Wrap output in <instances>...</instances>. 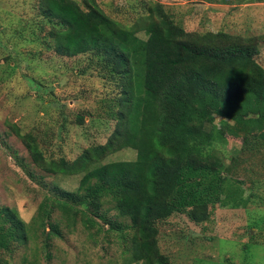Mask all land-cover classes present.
<instances>
[{
	"label": "trees",
	"instance_id": "trees-1",
	"mask_svg": "<svg viewBox=\"0 0 264 264\" xmlns=\"http://www.w3.org/2000/svg\"><path fill=\"white\" fill-rule=\"evenodd\" d=\"M40 3L39 32L49 28L43 45L68 58L96 60L105 80L119 89L111 114L116 123L105 144L74 160L47 155L38 139L12 130L32 167L80 179L75 190L57 186L44 196L29 226L14 209H0V250L12 252L11 244L41 239L46 251L51 238L63 237L62 225L70 232L81 223L94 228L93 234L113 233L129 264H169L157 248L158 223L182 213L200 224L216 204L246 206L240 188L227 184L231 170L212 152L217 142H226L214 119L222 118L230 135L242 138L241 150L264 147L259 50L220 29L188 31L161 4L151 6L141 37L108 18L93 0H84V8L77 0ZM126 148L136 151L135 160L103 162Z\"/></svg>",
	"mask_w": 264,
	"mask_h": 264
},
{
	"label": "rangeland",
	"instance_id": "rangeland-1",
	"mask_svg": "<svg viewBox=\"0 0 264 264\" xmlns=\"http://www.w3.org/2000/svg\"><path fill=\"white\" fill-rule=\"evenodd\" d=\"M77 1L84 8V0ZM93 1L108 18L141 37L151 6L161 4L188 31L220 29L254 44L256 60L264 68V0ZM40 2L0 0V209H14L28 226L44 196L57 186L75 190L80 175L52 176L32 167L12 130L38 139L47 155L74 160L85 149L105 144L115 128L111 114L117 111L120 93L105 80L96 60L86 55L68 58L43 45L49 28L45 25L39 32ZM214 124L226 142H217L212 152L231 170L227 184L240 188L246 206L216 204L209 220L200 224L174 213L157 224V248L169 264H264V147L241 150L242 138L230 135L222 118L215 117ZM135 158L136 151L126 148L103 162ZM54 218L59 219L58 212ZM61 231L63 237L51 238L46 251L41 239L31 240L11 244L12 252L0 250V259L8 264H129L113 233L93 234L94 228L86 230L81 223L70 232L62 225Z\"/></svg>",
	"mask_w": 264,
	"mask_h": 264
}]
</instances>
